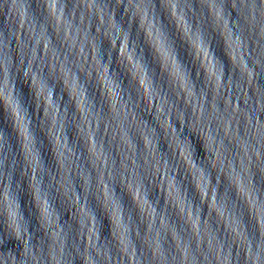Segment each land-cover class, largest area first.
Here are the masks:
<instances>
[{
    "label": "water",
    "instance_id": "water-1",
    "mask_svg": "<svg viewBox=\"0 0 264 264\" xmlns=\"http://www.w3.org/2000/svg\"><path fill=\"white\" fill-rule=\"evenodd\" d=\"M262 134L264 0H160L19 196L27 253L0 218V264H253Z\"/></svg>",
    "mask_w": 264,
    "mask_h": 264
},
{
    "label": "clouds",
    "instance_id": "clouds-1",
    "mask_svg": "<svg viewBox=\"0 0 264 264\" xmlns=\"http://www.w3.org/2000/svg\"><path fill=\"white\" fill-rule=\"evenodd\" d=\"M13 3L16 0H12ZM0 3H3V0H0ZM211 46L209 45V48ZM212 55L215 56V52H212ZM221 64H224V61L221 59ZM242 64L244 68H248V60L247 58L242 59ZM248 75L251 76L252 73L248 72ZM218 81L221 77H217ZM55 93V89H52L51 94ZM7 98V93L3 87H0V106L3 104V99ZM10 103L17 109L22 110L27 118L30 120V111L25 106V101L21 90L17 92L15 86L13 85L11 88V97ZM239 107V102L237 101V108ZM264 135V134H262ZM9 198L11 197V192L9 191ZM4 203V194L0 192V212H2L6 217V223L11 233V236L14 235L15 239L24 241L25 244V252L27 253L30 250L32 245V237L34 233L30 231V221L26 218L24 211L21 207V200L19 195L15 198V207L12 209H5L3 208ZM49 202L46 201V205ZM44 212H47V207H45ZM3 241L0 240V243ZM249 257L253 259V264H264V252L258 250L256 253L252 252L251 245H249Z\"/></svg>",
    "mask_w": 264,
    "mask_h": 264
}]
</instances>
